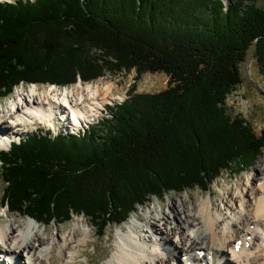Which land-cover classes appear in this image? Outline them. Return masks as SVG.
<instances>
[{
  "label": "trees",
  "instance_id": "obj_1",
  "mask_svg": "<svg viewBox=\"0 0 264 264\" xmlns=\"http://www.w3.org/2000/svg\"><path fill=\"white\" fill-rule=\"evenodd\" d=\"M257 0H16L0 3V96L21 83L65 86L106 73H165L83 136L29 134L0 151L1 203L37 223L87 216L101 236L151 196L207 191L264 150L226 98L247 50L264 65ZM135 79V80H136Z\"/></svg>",
  "mask_w": 264,
  "mask_h": 264
},
{
  "label": "bare ground",
  "instance_id": "obj_2",
  "mask_svg": "<svg viewBox=\"0 0 264 264\" xmlns=\"http://www.w3.org/2000/svg\"><path fill=\"white\" fill-rule=\"evenodd\" d=\"M91 86L90 83L79 82L57 89L56 86L30 84L26 92L12 98L9 107L0 109V126L15 128L34 123L50 126L53 122L62 126L68 122L74 129L86 126L101 114L106 104L118 100V97H107L106 93L111 90L110 84L106 88ZM58 117L64 123L58 124ZM6 120L7 125H4ZM7 133L13 135L10 131ZM3 141L0 138V146H5ZM260 174L262 170L258 168L252 179H257ZM243 191L239 190L242 197L236 210L226 207L222 211L221 208H211L203 202L197 213L188 209L186 200L178 205L172 198L167 211L160 210L156 217L154 210H151L145 224L140 226L144 232L151 228L156 237L152 240V236L147 235L146 238L155 244L161 242L162 252L144 246L141 239L126 240V245L133 252L126 253L118 247L114 255L103 264H147L144 254L153 264H173L178 257L177 253L181 252L190 264H264V182L250 188L248 199L243 197ZM192 205L196 206L194 203ZM1 221L0 215V252L9 256L8 264H17V257L23 254L29 261H24L25 264H46L43 259L45 254L50 264H75L79 256L86 254L89 237L94 232L82 214L75 215L72 229L67 234L59 229L56 231L55 236L62 243L57 246L51 240L46 250L48 237L37 230L32 232L37 223L33 219L28 218V221H23L15 228H6ZM18 228L19 232L15 233ZM25 229L29 236L24 235ZM174 236H178L179 248L173 243ZM142 239H145V235ZM56 247L63 253L60 260L52 255ZM200 250H204L205 255L199 257ZM192 251L198 252L193 255Z\"/></svg>",
  "mask_w": 264,
  "mask_h": 264
},
{
  "label": "rangeland",
  "instance_id": "obj_3",
  "mask_svg": "<svg viewBox=\"0 0 264 264\" xmlns=\"http://www.w3.org/2000/svg\"><path fill=\"white\" fill-rule=\"evenodd\" d=\"M4 1L0 0V3ZM223 1L225 5L231 2V0ZM256 2L257 5L264 6V0H257ZM240 72L242 82L226 98L227 113L232 117L241 116L245 118V120L251 125L255 133L260 134L262 130H264V65H261L258 61L254 53V46H251L247 50L244 61L240 63ZM135 79L136 72L133 69L129 72L123 71L115 74L106 73L103 77H100L94 81H77L76 83H90V85L92 86H100L101 88H106L107 85L110 84L111 90L107 92L106 95L107 97H118V100H111V106H109L107 109L105 107L102 110L101 114L94 119L96 120L100 117L98 119V121H100L103 119L110 118V107L118 105L119 103L124 101V99L128 98L127 90L132 84L135 85L134 88L136 93H155L167 87L169 78L165 73L146 72L143 73L138 79ZM37 85L48 87V85L45 84ZM72 85L65 87H70ZM28 87L26 84H20L16 89L17 93H22L23 91L26 92ZM56 88L59 89L63 87L56 86ZM5 101L6 97L0 96V103H2V105H4ZM60 119L61 118L58 117V124L64 123L61 122L62 119ZM96 122L97 121H95L94 124ZM50 126L54 127L55 129L64 127L68 128L67 126H70V124H68L67 122L66 126H62L56 125L53 122V125ZM12 127L13 126H11V128ZM40 129L44 130L48 129V127L44 126L43 124L34 123L30 124V126H26L21 129L13 127V132L11 130L10 132L15 136V139H18V137L21 138L25 137L28 134L36 133ZM0 148L8 149L9 147L2 145L0 146ZM258 168H261L262 174L257 176V179H252V177L255 176L256 171H258ZM260 182H264V150L262 151L261 155L258 156V158L256 159L255 164L251 167H248L244 171L238 174H233L229 171H223L221 175L216 178V180L209 186L207 191H202L201 189L196 187L193 189H187L183 192L171 191L166 193L161 198L151 196L149 201L145 205L136 207V211L131 214V216L126 222L117 226L108 225L107 229L104 232V235L102 236L97 235L95 226L92 225L87 216L83 215L90 222V228L94 232L89 237V244L86 246V254L79 256L75 264H77V262H80L82 264H103L108 258L114 255L116 249L118 248V240H121L123 238H126V240L134 241L141 239L140 242L144 246H151V248L155 250L157 249L159 252H162L163 244L161 242H159L158 244L152 242V240L156 237V234L151 230V228H147V232H144L140 229V226H143L145 224L146 219L150 216L151 210H154V215L157 217V212H160V210H168L167 205L170 203V200L172 198L176 200L178 205L181 204L182 200H186V205L188 206V209L196 211L197 213H199L200 205L203 202L208 204L211 208H221L222 211H224L223 208L226 207H228L230 210H236V207L240 205V199L242 197L239 193V190H244L243 197H245V199H248L250 188L253 186L258 187ZM3 187L4 183L1 179L0 174V215L2 220L1 222L6 228H10V226L15 228L23 221H28V218L30 217L22 216L15 212H10L6 209V207H3L1 203ZM192 203H194L196 206L193 207ZM74 220L75 215H73L71 220L64 221L61 223L51 222L45 225L41 223H36V227L33 228L32 232L37 230L38 232L43 233L44 236L48 237L49 241L47 240V243L45 245L46 250H48L50 247L49 242L51 240H54L57 243V246L62 243V241H60V238H57L55 236L57 229L67 234L72 229ZM19 228L15 231V233L19 232ZM194 230H196V228ZM24 235L29 236L28 230L25 229ZM144 235L145 239H142ZM147 235H151L152 240H148V238H146ZM177 241L178 236H174L173 243L177 244V247L179 248L180 244ZM197 252L198 251H192L191 254L194 255ZM202 252L203 254H200L199 257L205 255V251L203 250ZM199 253L200 252H198V254ZM52 255L57 260L63 258V253L59 247H56ZM184 256L185 255H183L182 252L179 254L177 253V258L175 259V261H173V264H187V259ZM143 258L148 260L147 264H153V262H151L145 254L143 255ZM43 259H45L46 264H50L48 263V260H46V254L43 255ZM8 260L9 256L4 255V253L0 252V264H7ZM24 261H27V259L24 257V254L19 255L17 257V263L25 264ZM30 264L36 263L31 262Z\"/></svg>",
  "mask_w": 264,
  "mask_h": 264
}]
</instances>
